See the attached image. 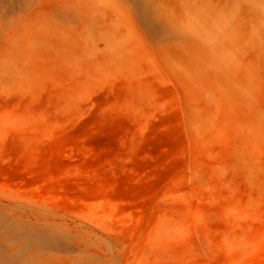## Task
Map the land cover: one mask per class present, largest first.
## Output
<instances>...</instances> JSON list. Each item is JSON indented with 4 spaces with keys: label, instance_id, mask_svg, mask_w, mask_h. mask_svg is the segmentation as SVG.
I'll return each instance as SVG.
<instances>
[{
    "label": "rangeland",
    "instance_id": "obj_1",
    "mask_svg": "<svg viewBox=\"0 0 264 264\" xmlns=\"http://www.w3.org/2000/svg\"><path fill=\"white\" fill-rule=\"evenodd\" d=\"M0 264H264V0H0Z\"/></svg>",
    "mask_w": 264,
    "mask_h": 264
},
{
    "label": "bare ground",
    "instance_id": "obj_2",
    "mask_svg": "<svg viewBox=\"0 0 264 264\" xmlns=\"http://www.w3.org/2000/svg\"><path fill=\"white\" fill-rule=\"evenodd\" d=\"M28 0H12L13 5L22 6L24 5ZM142 4V3H141ZM140 3L136 4V7L138 8L139 14L141 18L143 19L144 23L146 24L149 34L151 37H160L164 36L166 33L165 25L160 22L159 20L153 19L147 8L141 6Z\"/></svg>",
    "mask_w": 264,
    "mask_h": 264
}]
</instances>
